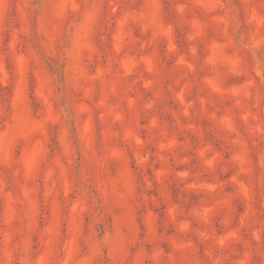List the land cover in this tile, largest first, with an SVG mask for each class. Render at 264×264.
Here are the masks:
<instances>
[{
  "label": "rangeland",
  "instance_id": "obj_1",
  "mask_svg": "<svg viewBox=\"0 0 264 264\" xmlns=\"http://www.w3.org/2000/svg\"><path fill=\"white\" fill-rule=\"evenodd\" d=\"M0 264H264V0H0Z\"/></svg>",
  "mask_w": 264,
  "mask_h": 264
}]
</instances>
